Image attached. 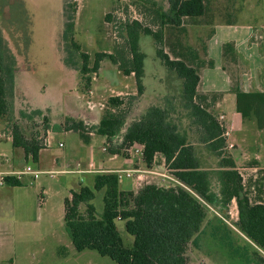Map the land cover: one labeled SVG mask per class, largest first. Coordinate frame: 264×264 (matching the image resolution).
I'll use <instances>...</instances> for the list:
<instances>
[{"label":"rangeland","instance_id":"obj_1","mask_svg":"<svg viewBox=\"0 0 264 264\" xmlns=\"http://www.w3.org/2000/svg\"><path fill=\"white\" fill-rule=\"evenodd\" d=\"M147 1H155L165 10L170 7L169 0H0V53L3 63L11 68L12 72L29 70L19 72L21 84L19 87H16L13 79L14 73L12 76L10 73H5L8 113L0 117V153L3 154L0 155V166L5 163L6 166L21 167L29 163L35 167L34 160H23L19 163L21 160L17 155L18 149H15L11 140L7 139L9 136L14 138L17 127L25 139L46 144L45 136L48 124H51L49 112L34 109L29 101L31 100L33 104H52L57 112L78 109L86 104L87 99L80 98L75 93L78 89L88 94L92 87V84L87 86L81 72L83 66L81 52L90 55V67H93L97 52L113 53L116 49L121 51L127 44L121 32V25L129 19H139L145 25L157 30L154 7ZM249 1L251 3L253 0ZM254 1L253 3L258 5V0ZM205 2L207 11L203 16L193 19L184 18L180 27L173 32L166 31L163 45L172 57H174L172 52L174 49L182 52L192 48L198 51L201 60L210 62L204 48L215 21L232 20L231 14L243 6L242 0H205ZM259 5L264 18V0H260ZM107 14L112 16L109 21L106 18ZM72 16L75 17L73 36L81 44L80 51L74 50L70 40L64 37L65 26ZM260 21L264 22V19ZM247 22L253 23L251 20ZM182 28L186 32L180 31ZM143 37V44L140 46L147 55L148 90L150 96L154 95V97H149L142 104H138V100L130 103L129 96L132 95V89L136 88L135 75L127 76L120 70L118 64L106 58L101 62L99 70L91 73L93 81L97 77L101 83H109L113 86V89L108 91L106 88L99 91L103 95L101 101L105 104L103 111L110 108L109 96L117 95L120 91L129 93L122 95L127 98V105L123 108L129 110L127 119L131 121L138 119V115L147 103L161 104L169 108L173 121L177 122L181 130L187 133L189 140L195 143L202 167L210 172L213 188L220 189V159L200 142L199 126L193 122L190 111L184 107L181 100L180 78L174 71L168 70L159 58L155 41L154 44L151 43L153 36L143 34ZM179 38L184 49L179 45ZM47 44L53 47L48 50ZM260 45L264 50V44ZM227 57L232 55L229 54ZM65 60L71 65H66ZM224 69L232 74L233 87H236L244 66L234 65L225 60ZM203 95L207 96L208 104H212V100L218 97L215 93ZM55 119L60 117L57 116ZM218 119L226 126L224 117L220 116ZM256 125L258 127L257 122ZM254 132H256L255 127H250L247 130L248 137L254 136ZM255 135L258 136V133ZM251 139H258L254 142L253 153L259 152L261 148L262 153L259 159L246 158L241 153L237 169L243 179L242 194H248L253 202H264V148L260 145L264 136L259 135L258 138ZM59 140L66 142V146L59 147L58 140L54 142L51 148L42 153L43 165H50V161L58 156V152L68 149L69 138L60 136ZM114 140L121 142L122 133ZM233 149V146L228 145L224 149V155L231 156ZM28 178L34 180V176L29 175ZM64 178L65 175L62 174H57L55 178L49 174L39 175L36 185L39 183L49 190L53 213L48 222L43 218L42 225L39 226L40 236L37 235L39 233L29 230L24 237L18 234L13 241L2 240L0 264H119L110 256H104L95 249L78 251L75 248L65 223L63 209L58 207L63 203L59 191L63 187ZM160 178V183L169 184L162 177ZM65 193L66 196L69 195V190ZM236 202L226 206V213L222 211L224 207L221 204L216 205L218 212L207 206L206 218L187 247L189 264H264L263 250L236 226L239 220ZM96 205L98 215H101L104 209L102 193L97 197ZM39 212L40 210L35 214L36 218L40 216ZM117 227L125 245L131 247L134 237L127 232L125 223L118 220Z\"/></svg>","mask_w":264,"mask_h":264},{"label":"trees","instance_id":"obj_2","mask_svg":"<svg viewBox=\"0 0 264 264\" xmlns=\"http://www.w3.org/2000/svg\"><path fill=\"white\" fill-rule=\"evenodd\" d=\"M150 2V1H147ZM146 2V3H147ZM156 14L157 30L145 25L139 19L122 22V35L127 40L121 51L113 53L97 52L93 67H90V55L81 52L83 59L82 74L87 86L91 85V73L97 72L101 62L109 58L119 65L126 75H135L137 94H132L130 103L135 102L144 93L145 53L141 50L142 34L152 35L157 45V54L165 67L174 71L183 80L181 100L190 111L193 122L199 126L200 142L220 159L221 183L220 196L212 190L209 170L202 167L194 142L189 140L179 124L173 121L170 109L164 105H151L145 113L134 120L122 135L121 142H113L126 125L128 109L125 96L109 98L110 108L106 109L97 125H88L83 120L68 118L63 123L48 124L53 131H78L84 138L90 132L108 137L111 154L122 152L134 143L144 145V159L150 165L156 153H162L171 172L184 184L162 186L149 183L138 192L122 191L118 175L109 173L97 177L92 189L82 186L65 200V222L73 244L78 251L95 249L104 256H110L119 264H189L187 247L190 239L198 232L207 215V204H221L225 209L235 198L239 209L236 226L262 250H264V202H253L244 191L243 179L232 156H225L227 146L226 128L206 103L207 96L198 92L199 71L202 67L213 66V62L201 60L196 49L177 52L172 57L164 48L165 33L173 32L182 25L184 18H198L207 11L205 0H169L168 10L150 2ZM75 7L77 3L75 1ZM77 10V8H76ZM74 10V11H76ZM111 20L112 16L107 14ZM180 31L186 32L183 28ZM75 17L72 16L65 26L64 37L72 43V48L81 50L73 33ZM179 45H184L179 38ZM206 50V47L204 48ZM235 46L224 45V55L234 56ZM66 65H71L65 60ZM72 66H74L72 64ZM5 73L12 69L3 63L0 53V117L8 113ZM14 79V74H13ZM237 96V109L244 118L255 119L260 129L264 128V93L246 92L237 85L233 88ZM216 98L212 100L214 103ZM40 111V110H39ZM41 112V111H40ZM112 141V142H111ZM13 144L22 147L26 156L37 161L39 151L45 144L27 140L16 127ZM10 185H20L14 176H7ZM106 189L105 209L98 215L93 203L96 191ZM86 205L83 212L81 207ZM125 222L127 232L134 237L133 245L128 247L117 227V221Z\"/></svg>","mask_w":264,"mask_h":264},{"label":"crops","instance_id":"obj_3","mask_svg":"<svg viewBox=\"0 0 264 264\" xmlns=\"http://www.w3.org/2000/svg\"><path fill=\"white\" fill-rule=\"evenodd\" d=\"M242 1L243 6L241 9H237L231 14L233 19L226 21L216 20L210 36L206 38V52L208 58L213 62V66L206 65L200 69V82L197 88L200 94L215 93L218 95L215 102L211 104L210 109L215 113L217 118L223 116L226 119L227 146L231 145L234 147L231 156L237 165L241 158V153H243V157L246 158H260L262 148L256 153H253L252 150L255 145L254 142H257L258 139L252 140L251 138H258L259 135L264 136V128H258L255 119L244 118L241 113L238 112L237 96L233 90L232 74L224 69L225 60L230 61L234 65L244 66V71L241 73L240 78H238V85H240V88L246 92L260 91L264 93V50L260 45L264 44V40H261L264 38V22L260 21L264 18L260 10V0H258V5L257 3H253L255 2L254 0L251 3L249 0ZM249 20L253 23L247 22ZM143 38L142 34L140 37V44H143ZM151 43L154 44L153 38ZM228 43H232L235 46L234 56L231 54L232 57L229 58L227 57L229 54L224 55V45ZM52 47L53 46L50 44L46 46L48 50ZM146 58L145 75L143 79L145 90L138 99V104L147 101L149 97H154V95L150 96L148 90ZM64 66L68 68L66 65ZM23 71L28 72L29 70L13 71L16 87L21 86L19 72ZM180 80L182 89L183 80ZM91 84L92 87L88 94L78 89L75 90V93L79 95L80 98L84 97L87 99L86 104H83V106L81 105L78 109H68L57 112L52 104H33L31 100L29 102L34 109H38L41 112H49L48 115L51 125L63 123V121H66L68 118L83 120L88 125H97L100 123L105 112V110L103 111L105 104L101 101L103 95L101 94L102 92L99 91L103 88H106L108 91L109 89H113V86L109 83H101L97 77L94 81L92 78ZM132 91L131 94H137V84L136 88L132 89ZM120 94L123 96L122 94L128 95L129 93L120 91L117 95ZM110 97L112 96H109V98ZM104 99H106V97ZM149 106H151L149 103L144 106L138 118L145 113ZM57 116L58 118L60 117V119H55ZM134 120L132 119L131 121L127 119L126 125L121 132L122 135ZM250 127H255L256 132H254V136L249 138L247 130ZM257 133L258 136L255 135ZM60 136L69 138L70 145L68 149L58 152V156L50 161V165H43L42 153L48 148H51L54 142L58 140L59 147L66 146V142L59 140ZM7 139L11 140L13 143V138L11 136ZM113 142L117 141L113 139ZM45 143L46 146L39 151L38 159L35 162L36 165L33 167L40 171L37 175L26 173L18 176L12 173L14 171L23 170L25 166L30 165L29 163L21 167L6 166L5 163H2L0 166V172H6L8 174L7 176H14L21 182V184L17 186L10 185L7 182L0 184V242L2 240L13 241L18 234L24 237L25 234H28L29 230L36 234L39 233L37 235L40 236L41 229L39 226L42 225L43 218L48 222L49 217L53 213V207L48 193L49 190L39 183L36 185L37 179L41 174H49L52 178H55L57 174L65 175L64 182H62L63 187L60 191L58 190L60 196L62 194L63 197V203L58 207L63 209L64 219L66 198L72 195V191H78L82 186L93 189L97 177L101 174L113 173L118 175L120 190L132 191L134 193H138L144 185L149 183H156L167 187L184 185L171 171V173L169 172L170 169L162 153H156L150 165L145 161L144 153L141 152L137 153L132 150L127 151L124 149L120 153L111 154L107 149L110 144L108 137L95 132H90L87 138H84L78 131H53L48 129L45 136ZM260 145L264 148V139L260 142ZM15 149H18L17 155L20 158L19 160H21L19 163L23 160H32L31 156H26L22 147L15 146ZM0 155L2 156L3 154L0 153ZM29 175L31 177L34 176V180L28 178ZM160 177L169 184L160 183ZM67 190H69V195L66 196L65 192ZM212 190L220 196L221 187L219 189L213 188L212 186ZM105 192V188L96 191V197L93 203L96 206L97 213V197L102 193L104 201ZM236 201L237 200L234 198L229 204ZM207 206L212 207L215 212H218V206H212L210 204H207ZM39 210L40 216L36 218L35 214ZM81 210L85 212V204L81 207ZM222 211L226 213L225 209ZM102 212L100 214H102ZM238 230L241 231L240 229Z\"/></svg>","mask_w":264,"mask_h":264},{"label":"built area","instance_id":"obj_4","mask_svg":"<svg viewBox=\"0 0 264 264\" xmlns=\"http://www.w3.org/2000/svg\"><path fill=\"white\" fill-rule=\"evenodd\" d=\"M125 150H127V151L132 150V151L137 152V153L138 152L144 153V145L136 142V143L132 144L131 146H129L128 148H126ZM39 172L40 171L33 168V166L27 165L23 170L14 171L12 173L20 176V175L26 174V173H32V174L37 175ZM7 175L8 174L6 172H0V184H4L6 182V176Z\"/></svg>","mask_w":264,"mask_h":264}]
</instances>
